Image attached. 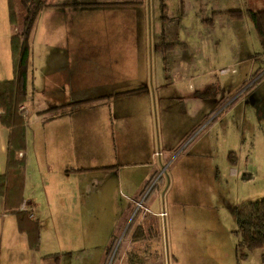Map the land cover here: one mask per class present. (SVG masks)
Wrapping results in <instances>:
<instances>
[{
  "label": "rangeland",
  "instance_id": "rangeland-1",
  "mask_svg": "<svg viewBox=\"0 0 264 264\" xmlns=\"http://www.w3.org/2000/svg\"><path fill=\"white\" fill-rule=\"evenodd\" d=\"M111 1L125 3H108ZM97 2L77 7L78 15L72 23L68 18L62 21L58 17H43L54 23L51 24L54 32H61L60 45L68 46L70 39L76 37L75 46L81 48L80 84L86 93L91 91L88 96L99 93L96 87L106 76L100 65L110 61L127 65L131 82H137L145 74L151 83L161 84L167 92L152 99L149 108L152 120H145L148 131L144 129V121L139 127V137L144 140L136 145L140 149H128L122 142L118 145L113 142L106 153L100 148L81 151L82 160L78 157L75 168H70V177L75 179L80 175L82 193H91L93 204L91 209L83 207L82 213L70 215L68 224L65 220L66 229L62 232L65 240H59L53 233L47 208L37 206L38 218L44 222L42 251L59 255V258L50 256V264H126L125 249H135L139 257L147 260L155 245L147 251L145 242L132 244L127 230L135 222L151 225L154 219L160 224L158 247L164 264H262V248L249 252L247 257L237 255L236 230L238 210L264 199V113L258 116L251 102L237 100L235 107L222 113L209 128L208 141L211 145L219 144L220 135L222 143L225 141L224 145L230 146L227 155L214 150L205 158L194 152L192 156H183L191 147L187 145L193 136L228 104L229 101H222L224 89L233 100L246 88L238 90L249 74L250 57L263 51L255 26L245 12L256 1ZM48 9L49 12H42ZM55 9L56 6L45 5L40 14H54ZM237 10H242L243 15H238ZM19 13L23 22L27 11L19 8ZM140 14L143 19L139 18ZM37 35L36 45L41 46V26ZM49 45L55 46V43ZM232 68L237 72H231ZM130 95L125 93L109 99L112 107L101 106L96 110L98 113L83 116L82 122L100 126L101 111H106L115 139L119 126L127 120L117 122L115 118L137 105L136 98ZM192 95L206 98L208 102L204 106L207 103L208 112L215 113L187 137L196 117H200L198 101ZM218 96L220 101H215ZM30 103L33 104V99ZM23 107L21 111L26 113ZM129 119L133 122L134 114H129ZM154 150H161L163 155L150 157ZM231 151L234 161L229 158ZM181 153L184 154L180 157ZM98 157L106 158V164L112 165H101L102 161L96 160ZM34 159L29 176L34 177L35 183L31 181L29 191L40 196L47 173L43 170L41 174L42 168L35 166ZM147 165L159 171L138 202L151 201V212L138 207L137 202L132 204L133 214L132 209L128 214L127 199L133 201L130 188L139 186L148 171ZM161 211L166 216L156 215ZM113 235L116 240L108 257Z\"/></svg>",
  "mask_w": 264,
  "mask_h": 264
},
{
  "label": "crops",
  "instance_id": "crops-1",
  "mask_svg": "<svg viewBox=\"0 0 264 264\" xmlns=\"http://www.w3.org/2000/svg\"><path fill=\"white\" fill-rule=\"evenodd\" d=\"M46 2L47 6H56V9L54 14L51 12L39 14L38 21L36 20L35 22L37 24L34 25L32 30L30 41L34 70L30 90L33 104L29 102L24 106L25 114L28 118L26 132L27 143L25 151L20 153V156L24 155L27 160V175L24 190L25 201L22 209L29 211L30 217L38 220L41 225V242L38 250L31 247L27 232L22 231L19 227L17 215L6 211L5 199L0 195V264H50L51 257L49 255L55 253L42 251V246L45 242L44 222L42 223L38 218L36 213L37 206H41L42 209L44 206L47 208L53 221L51 225L52 230L55 231L53 233L55 236H58L59 240L61 238L65 240L66 235L62 233L66 229L65 220L67 221L66 224H68L70 215L82 213L83 207L91 209L93 204L90 201L92 194L88 193L87 195H83L82 193L79 183L80 175L75 179L70 177L69 170L71 167L75 168L73 165L79 161L78 157H81V151L100 148L105 152L113 142H116V145L122 142L128 149H135L138 143L144 142L139 137V127L143 125L144 121V129L148 131L145 120H152L149 112L152 99L160 98V94L163 91L167 92L166 89L163 90L161 84L154 81L151 83L149 76L145 74H141L137 82H131L129 67L127 65L125 67L120 61H110L100 65V68L106 76L100 82L99 87H96L100 89L99 93L96 96H88L87 93L91 91H87L86 93V90L82 88V83L80 84L82 79L79 70L82 71V69L78 62L81 59L79 57L81 48L75 46L76 37H72V40L70 39L68 46L60 45L62 42L60 39L61 32H54L51 27V24L54 25V23L47 22L43 17H58L62 21L68 18L72 23L74 16L78 15L76 14L77 7L82 4H98V2L97 0H46ZM108 3L117 4L125 3V1H111ZM42 12H49V9ZM140 15L139 18L143 19V14ZM39 20L42 22L41 25H38ZM40 26L42 31V44L41 46H37V31ZM17 30L18 28L14 27L10 22L9 0H0V81L12 79L15 76L11 38ZM49 43H55V46L49 45ZM115 51L118 52V49H115ZM120 51L122 53L123 49H120ZM250 58L252 65L249 68V74H247L246 81L239 86L238 90L243 89L242 86L248 82L245 85L246 88L242 92L240 91L233 100H231V96L230 98L226 95L227 89L225 88L222 94V101L224 103L229 102L210 120V116L215 112H208L209 106H207V103L204 106V103L208 102L206 98L202 97L201 99L197 95L191 96L192 99L198 101L200 117H196V122L191 127L192 130H189L187 137L196 127L204 124L205 120L207 121L208 119L209 121L203 127L202 131L194 135V138L188 143L187 146L191 145L188 152L185 155L181 153L179 155L180 157L182 155L192 156L194 152L196 154L198 153L199 157L205 158L208 153H213L214 150L221 151L223 155L226 152L227 155L230 146L229 148L226 147L224 140V143H222V137L219 135V132H216L217 136L219 135L218 138H221L219 144H210L208 141L209 135H211L209 128L222 113L228 111L231 107H235L237 100L241 101L244 99L246 103L251 102L258 116L264 113V54L263 52L256 53L253 56L251 55ZM230 70L233 73L237 72L235 68ZM257 80L260 81L258 84L256 83ZM124 85L130 86L126 87ZM150 85L152 88H150ZM249 89L251 90L249 91ZM205 92L208 93V91ZM125 93H130V96L136 98L137 105H134V108L127 113L120 111V115L115 118L117 122L127 119L125 122L123 121L124 123L116 131L117 135L115 139V132L110 126L106 111H101L102 124L100 126H89L90 124L82 122L81 118L83 116L98 113L96 110L101 106L107 105L112 107L113 104L111 105L109 99L112 100L113 97L118 98ZM201 94H204V92H201ZM227 98L230 99L228 100ZM215 101H220V97H216ZM62 105H67V113L64 115L52 117L53 112H44ZM87 109L90 111H86ZM129 114H134L133 122L129 119ZM110 116L113 119V111L112 115L110 113ZM9 141L10 131L1 121L0 110V176L7 172ZM136 149L140 148L137 147ZM158 151L161 152V155H156L157 150H154L150 154V157L162 156L163 152L161 150ZM33 158H35V166H41V174L43 175V170L47 173L44 178V190L40 196L33 195L29 191L31 181L35 183L34 177L31 178L29 176L31 174V161ZM229 158L233 161L235 160L233 151L230 152ZM79 159L82 160V157ZM96 160L102 161L100 163L104 166L112 165L106 164L107 159L103 157H98ZM147 168L148 171L145 177L139 181V186L134 188V190L130 188L129 193L133 201H130L129 198L127 199L129 205L127 207L128 214L131 213V209L133 214L134 208L132 204L139 201L138 199L142 197L147 184L159 171L156 167L151 168L147 165ZM60 175L63 176V179H60ZM65 176H68L67 179H64ZM83 198L88 200L83 202ZM35 201H38V203ZM147 201L148 199L144 200L143 206L150 209L151 205L149 202L151 201L148 203ZM115 238L113 235L111 240L114 241Z\"/></svg>",
  "mask_w": 264,
  "mask_h": 264
},
{
  "label": "trees",
  "instance_id": "trees-1",
  "mask_svg": "<svg viewBox=\"0 0 264 264\" xmlns=\"http://www.w3.org/2000/svg\"><path fill=\"white\" fill-rule=\"evenodd\" d=\"M252 2L255 3V6L248 7L245 12L255 26L264 54V0H252ZM45 5H47L46 0H9L10 22L18 28L11 38L15 76L12 79L0 81L1 121L10 131L8 168L7 172L0 176V195L5 199L6 211L17 215L20 229L27 232L30 245L35 250L40 247L41 225L38 220L30 217L29 211L22 209L25 201L27 160L24 155L20 156V153L26 149L28 118L21 108L32 100L30 89L34 63L30 40L35 22ZM19 8H25L27 11L23 22H21ZM237 11L238 15H243L242 10ZM259 80L256 81L257 84L260 82ZM66 107L67 105L57 106L44 112H53L52 117L61 116L67 113ZM151 182L147 184V187ZM143 208L145 209V207ZM154 220L155 222L151 225L141 221L138 224L135 222L133 228H128L127 236H130L132 244L145 242L147 251L153 250L154 245L155 249L149 252L148 257L150 258L147 260L139 257L140 255L135 249H125L126 264H164L158 247L161 240L160 224L157 219ZM237 223L236 234L239 238L237 255L239 257H247L249 252L255 249H264V199L251 202L238 210ZM115 240L116 238L107 250L108 257L111 255ZM154 252L160 257H155ZM49 256L59 258L58 253ZM261 260L264 264V251L261 254ZM112 264L115 263L112 262Z\"/></svg>",
  "mask_w": 264,
  "mask_h": 264
},
{
  "label": "built area",
  "instance_id": "built-area-1",
  "mask_svg": "<svg viewBox=\"0 0 264 264\" xmlns=\"http://www.w3.org/2000/svg\"><path fill=\"white\" fill-rule=\"evenodd\" d=\"M232 71H233V70H232ZM223 72H225V71H223ZM23 108H24V107H23ZM156 155H161V152H160V151H157V152H156ZM140 206H141V207H144V206H143V201L138 202V207H140ZM145 210H146L147 212H148V211L151 212V210H150L148 207H145ZM166 214H167V213H166L165 211H162V212H160V213H158V214H156V215H158V216H159V215H160V216H166Z\"/></svg>",
  "mask_w": 264,
  "mask_h": 264
}]
</instances>
